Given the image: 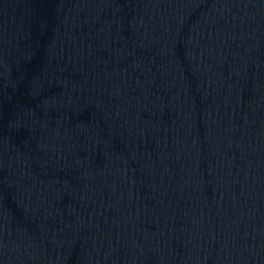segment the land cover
Masks as SVG:
<instances>
[{"label":"water","instance_id":"water-1","mask_svg":"<svg viewBox=\"0 0 264 264\" xmlns=\"http://www.w3.org/2000/svg\"><path fill=\"white\" fill-rule=\"evenodd\" d=\"M0 264H264V0H0Z\"/></svg>","mask_w":264,"mask_h":264}]
</instances>
